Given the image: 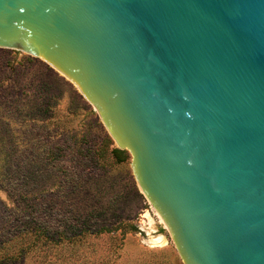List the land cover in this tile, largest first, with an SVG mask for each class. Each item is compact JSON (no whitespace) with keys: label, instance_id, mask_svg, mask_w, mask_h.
Instances as JSON below:
<instances>
[{"label":"water","instance_id":"water-1","mask_svg":"<svg viewBox=\"0 0 264 264\" xmlns=\"http://www.w3.org/2000/svg\"><path fill=\"white\" fill-rule=\"evenodd\" d=\"M0 47L93 106L183 264H264V0H0Z\"/></svg>","mask_w":264,"mask_h":264},{"label":"rangeland","instance_id":"rangeland-1","mask_svg":"<svg viewBox=\"0 0 264 264\" xmlns=\"http://www.w3.org/2000/svg\"><path fill=\"white\" fill-rule=\"evenodd\" d=\"M113 148L72 82L0 47V264H183Z\"/></svg>","mask_w":264,"mask_h":264},{"label":"trees","instance_id":"trees-1","mask_svg":"<svg viewBox=\"0 0 264 264\" xmlns=\"http://www.w3.org/2000/svg\"><path fill=\"white\" fill-rule=\"evenodd\" d=\"M112 152H113V154H115L116 156H119V157H124V150H120V149H117V148H113L112 149ZM14 166L15 167H17V164H14ZM16 170H17V168H16Z\"/></svg>","mask_w":264,"mask_h":264},{"label":"bare ground","instance_id":"bare-ground-1","mask_svg":"<svg viewBox=\"0 0 264 264\" xmlns=\"http://www.w3.org/2000/svg\"><path fill=\"white\" fill-rule=\"evenodd\" d=\"M160 240H162V237H158L155 241H160Z\"/></svg>","mask_w":264,"mask_h":264}]
</instances>
